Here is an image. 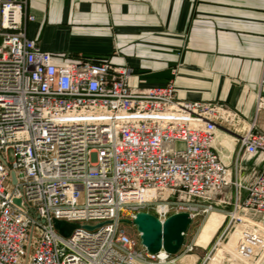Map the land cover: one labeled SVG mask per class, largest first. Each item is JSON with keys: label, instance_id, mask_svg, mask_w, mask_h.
<instances>
[{"label": "built area", "instance_id": "1", "mask_svg": "<svg viewBox=\"0 0 264 264\" xmlns=\"http://www.w3.org/2000/svg\"><path fill=\"white\" fill-rule=\"evenodd\" d=\"M27 1L0 0V264H182L212 240L152 254L120 231L121 218L145 211L163 222L181 204L193 220L233 188L219 237L196 261L264 258V127L233 135L235 160H225L212 116L226 104L178 99L173 82L135 87L134 69L109 60L58 64L27 34ZM244 157L262 163L247 183ZM55 219L80 226L65 237Z\"/></svg>", "mask_w": 264, "mask_h": 264}, {"label": "crops", "instance_id": "2", "mask_svg": "<svg viewBox=\"0 0 264 264\" xmlns=\"http://www.w3.org/2000/svg\"><path fill=\"white\" fill-rule=\"evenodd\" d=\"M27 12L28 36L58 64L109 60L134 69L135 87L173 82L178 99L226 104L212 116L226 153L239 147L233 135L264 127V0H28ZM217 213L197 236L204 246L225 218Z\"/></svg>", "mask_w": 264, "mask_h": 264}, {"label": "water", "instance_id": "3", "mask_svg": "<svg viewBox=\"0 0 264 264\" xmlns=\"http://www.w3.org/2000/svg\"><path fill=\"white\" fill-rule=\"evenodd\" d=\"M14 181L15 173L12 172ZM14 202L22 204L21 198L17 197ZM192 219L188 212H177L171 214L163 222L154 214L140 211L136 214L133 223L137 226L140 233L142 245L152 254L165 250L170 254H176L185 240V234L188 231ZM55 227L65 236H71L73 231L80 225L70 223L64 220H54ZM93 228V226H86Z\"/></svg>", "mask_w": 264, "mask_h": 264}, {"label": "rangeland", "instance_id": "4", "mask_svg": "<svg viewBox=\"0 0 264 264\" xmlns=\"http://www.w3.org/2000/svg\"><path fill=\"white\" fill-rule=\"evenodd\" d=\"M178 146H181V145L178 144ZM236 153H237V150L234 151V153H233V160H232L233 163L235 160ZM228 155H229V157H231L232 153L228 152ZM242 163H243V170H242L240 182L247 183L251 179V177L255 174V172H257L261 169L262 163H260L259 160L257 161L256 159L250 158V157H244ZM231 191H232V193L227 196L228 198L226 199V202L219 203V204H217V206H215L217 208V210H214L209 214H205L201 210L197 211L198 214L192 220L191 224L189 225L188 231L185 234L186 235L185 236L186 241H191L195 237H197L201 228L203 227V225H213L214 224V221H216V218L214 216H212L211 220L208 222V218L213 212H218V213H222L225 215L226 212H229L233 209L234 199H235V189L233 188ZM242 193L244 196L243 191H242ZM223 197H219V198H223ZM183 202L184 201H181L180 203H183ZM150 211L153 212V210H150ZM185 211H186L185 207H183L181 204L174 205V207H171V214L177 213V212H185ZM226 221H227L226 218H224L221 225H225ZM119 229H120V231H125L130 236L137 238L140 241L141 246H143L141 243L140 233L137 229V226L133 223V220L130 219L128 216L121 218V221L119 223ZM219 232H221V230H217L216 233L214 234L213 239H212V243L210 244L208 249L198 248L196 250L195 254L196 255L198 254V257L196 256L197 259H199V257H203V255L206 253V251L210 250L212 248L213 243L219 237ZM262 253H264V246L263 247L261 246L258 249V251L256 252V254H258V255L262 254ZM227 257H229V254L227 255ZM186 261H187V258H185L183 260L182 259L179 260V262L182 264L183 263L188 264L189 261L188 262H186ZM245 261H247V260H245ZM245 261H243V262L239 261L238 263H234V264H247V263H245ZM248 261L250 262V264H264V258H260L258 261H255V260L252 261V259H250ZM196 264H198V260L196 261ZM223 264H233V263H232V261H230L228 263L223 262Z\"/></svg>", "mask_w": 264, "mask_h": 264}, {"label": "bare ground", "instance_id": "5", "mask_svg": "<svg viewBox=\"0 0 264 264\" xmlns=\"http://www.w3.org/2000/svg\"><path fill=\"white\" fill-rule=\"evenodd\" d=\"M225 142V146H226V148H227V146H229V143L226 141V140H224ZM228 152H230V151H228ZM222 153H223V155H224V158H225V160H227L228 159V157H229V155H228V153H226L225 151H222ZM213 213H217V212H213ZM218 215L217 216H219L220 215V213H217ZM200 237V236H199ZM197 240H198V243L200 244V239H198L197 238Z\"/></svg>", "mask_w": 264, "mask_h": 264}, {"label": "trees", "instance_id": "6", "mask_svg": "<svg viewBox=\"0 0 264 264\" xmlns=\"http://www.w3.org/2000/svg\"><path fill=\"white\" fill-rule=\"evenodd\" d=\"M84 58H91V57H84ZM95 60H103V59H98V58H93Z\"/></svg>", "mask_w": 264, "mask_h": 264}]
</instances>
